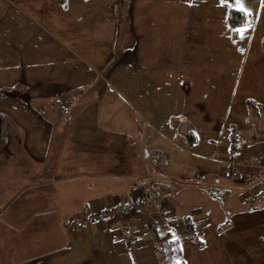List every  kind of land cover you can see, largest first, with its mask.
<instances>
[{
    "label": "crops",
    "instance_id": "1",
    "mask_svg": "<svg viewBox=\"0 0 264 264\" xmlns=\"http://www.w3.org/2000/svg\"><path fill=\"white\" fill-rule=\"evenodd\" d=\"M232 10L246 14L237 38ZM263 42L264 0H0V212L13 227L0 264H164L139 214L101 216L139 200L148 174L173 191L160 237L178 262L264 264V199L244 202L264 191ZM233 123L235 160H250L239 177Z\"/></svg>",
    "mask_w": 264,
    "mask_h": 264
},
{
    "label": "built area",
    "instance_id": "2",
    "mask_svg": "<svg viewBox=\"0 0 264 264\" xmlns=\"http://www.w3.org/2000/svg\"><path fill=\"white\" fill-rule=\"evenodd\" d=\"M187 119L180 117L176 123L175 129L178 133H184V128L186 126ZM229 132H228V139L230 140V146L228 149L230 158L227 160L229 164L228 170L229 174L233 177L241 176V167L246 166L249 164L250 160H247V163H240L235 160V156L240 152L241 146V139H240V132L241 129L235 123L229 125ZM145 154L147 158L154 166H168L170 164V159L167 154L163 153L162 151L152 147L149 148ZM257 161L264 159V153L258 155L256 158ZM136 190L143 196L135 201L131 206H117L113 209H108L102 214V217H109L110 219L116 218L117 215H122L126 218L131 216V213L139 214L142 218H144V225L148 228L149 233L156 237L159 241L161 240V227L163 226L164 222H166L167 218V199L170 198L169 196L172 195V189H164L160 184L151 178L150 175L141 178L136 185ZM244 202L248 204H253L264 199V191H260L253 195H248L244 197ZM152 209H154L152 211ZM101 216H93L91 217L92 220L99 219ZM87 220L84 221H72L70 224L71 229H81L80 227H84L86 225ZM186 224L189 228L194 227L192 220L186 219ZM125 225H128V220L125 221ZM127 232L129 233V228H126ZM158 241V242H159ZM130 243V240H128Z\"/></svg>",
    "mask_w": 264,
    "mask_h": 264
},
{
    "label": "trees",
    "instance_id": "3",
    "mask_svg": "<svg viewBox=\"0 0 264 264\" xmlns=\"http://www.w3.org/2000/svg\"><path fill=\"white\" fill-rule=\"evenodd\" d=\"M245 19H246V14L243 13L242 11L239 12L237 10H232L229 13L227 22H229V24L234 28L233 33L235 38L238 37V29L246 25ZM246 104H248L249 108L252 109L254 112L258 108L261 109V105L253 101L248 100ZM185 134H186L185 139L188 145L191 146L193 143H197L194 130L188 129L186 130ZM158 249L164 264H185V262H178L177 260L178 258H180L182 254L181 248L177 242L170 241L169 239L160 240Z\"/></svg>",
    "mask_w": 264,
    "mask_h": 264
},
{
    "label": "rangeland",
    "instance_id": "4",
    "mask_svg": "<svg viewBox=\"0 0 264 264\" xmlns=\"http://www.w3.org/2000/svg\"><path fill=\"white\" fill-rule=\"evenodd\" d=\"M64 122H66V120H64ZM65 124H67V122L65 123ZM187 124V123H186ZM236 124V123H235ZM68 127V126H67ZM67 127H66V129H67ZM71 127V126H70ZM70 127H68L69 129H70ZM186 129V126H185V128H184V130ZM241 129V128H240ZM186 131V130H185ZM184 131V132H185ZM131 144L133 145V146H135V147H140V145L141 144H139L138 142H136V141H133V142H131ZM142 153V149H139V155ZM153 165V164H152ZM171 166V161H170V164L168 165V166H162V167H170ZM159 167V166H158ZM149 175V174H148ZM147 176V175H146ZM145 176V177H146ZM141 181V180H140ZM169 197H171V196H169ZM1 212H0V224H2V219H7V221H5V222H3V228L1 229L0 228V238L2 237V234H6L7 236H9V237H11L12 236V233H13V231H12V229H13V227L11 226V223H10V220L8 219V217L7 218H4V217H2L1 218ZM73 230V229H72ZM75 230V229H74ZM4 231V232H3ZM15 231V230H14ZM8 245H10V243H6V246H8ZM12 254H13V250H11L10 251ZM3 254H5V255H7L6 254V251H1V258L3 259ZM9 254V253H8ZM10 255V254H9ZM8 255V256H9ZM14 255V254H13ZM3 264H5L4 262H3Z\"/></svg>",
    "mask_w": 264,
    "mask_h": 264
},
{
    "label": "snow or ice",
    "instance_id": "5",
    "mask_svg": "<svg viewBox=\"0 0 264 264\" xmlns=\"http://www.w3.org/2000/svg\"><path fill=\"white\" fill-rule=\"evenodd\" d=\"M240 2V0H237V3H239Z\"/></svg>",
    "mask_w": 264,
    "mask_h": 264
}]
</instances>
